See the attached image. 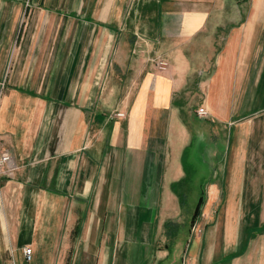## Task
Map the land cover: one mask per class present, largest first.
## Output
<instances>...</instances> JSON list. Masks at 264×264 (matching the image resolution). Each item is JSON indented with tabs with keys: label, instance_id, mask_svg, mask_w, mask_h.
<instances>
[{
	"label": "crops",
	"instance_id": "0c3cea01",
	"mask_svg": "<svg viewBox=\"0 0 264 264\" xmlns=\"http://www.w3.org/2000/svg\"><path fill=\"white\" fill-rule=\"evenodd\" d=\"M3 8L0 264H264V0H49L12 55Z\"/></svg>",
	"mask_w": 264,
	"mask_h": 264
},
{
	"label": "rangeland",
	"instance_id": "374dc122",
	"mask_svg": "<svg viewBox=\"0 0 264 264\" xmlns=\"http://www.w3.org/2000/svg\"><path fill=\"white\" fill-rule=\"evenodd\" d=\"M48 1L49 0H39V1L38 0H0V5L2 7H4L3 12H5V8H8L9 6L10 7H16L17 11H18V12H16V10H15V12H13V10L11 8L12 13L10 15L11 16L10 28H9V31L6 33V39L9 40V49H7V52L10 53V55L18 52V48H17L18 42H19L21 37H24V34H25L29 24L40 20V19H37V17L40 18L41 13L40 14L38 13L39 11L36 10V7L39 4L45 5V6L48 5ZM0 16H1V14H0ZM86 16H89L93 21H98L102 17V15H100V14H90V15H86ZM107 17L109 18L110 15H107ZM122 18H123L122 20L126 21V22H132V21L140 22L141 21V18H138L137 15L135 18H132V17L129 18L127 16V14H123ZM51 19H53V21L55 23L64 21L63 19H61V15H54V14H49V13L43 14L41 21L47 22V21H51ZM65 21L69 23L71 20L66 19ZM83 32H84V36L86 37L88 31L85 29ZM125 32L130 33L129 31H125ZM70 33H71V31L68 32L69 36H70ZM43 36H46V33L44 32V30H42L40 32L39 38H41ZM157 61H161V62L165 63L164 69L166 68V62L159 59L158 57L153 58L154 67H156L155 64ZM156 69H157V67H156ZM7 71L8 70L6 69V73H7ZM158 71H162V70H158ZM199 108H202V107H199ZM217 145L220 146V145H222V143L218 142ZM224 148H225V144H224ZM220 150H222V148H220ZM189 170H190V168L188 167V165H186L185 171L188 173L187 177H188V180H190V181L192 180L190 178H193V179L198 178V177L203 178L205 176V175L198 176V174H189L190 173ZM257 177H258V175H257ZM196 201H197V199L194 201L193 204H187L185 206H181V212L185 216L184 230H186V227H187L188 223L190 222V218H191L192 212L195 208ZM193 223H194V221H191V224L189 227V233H191L190 228H191V225Z\"/></svg>",
	"mask_w": 264,
	"mask_h": 264
},
{
	"label": "built area",
	"instance_id": "2783aa9c",
	"mask_svg": "<svg viewBox=\"0 0 264 264\" xmlns=\"http://www.w3.org/2000/svg\"><path fill=\"white\" fill-rule=\"evenodd\" d=\"M155 65L158 70H164L165 63L157 61ZM195 113L199 118H203L206 115V112L202 108H198ZM115 116L120 118L123 117L121 113H117L115 114ZM15 170L16 166L13 162L12 157L6 151L0 152V181L3 178H11ZM190 231L192 234L199 235L201 233V228L196 223H193L191 225ZM21 253L24 261L26 263L29 262L31 257V250L28 247H23L21 249Z\"/></svg>",
	"mask_w": 264,
	"mask_h": 264
},
{
	"label": "trees",
	"instance_id": "16d2710c",
	"mask_svg": "<svg viewBox=\"0 0 264 264\" xmlns=\"http://www.w3.org/2000/svg\"><path fill=\"white\" fill-rule=\"evenodd\" d=\"M198 207H199L198 205L195 207L192 219L196 216L197 211H198Z\"/></svg>",
	"mask_w": 264,
	"mask_h": 264
}]
</instances>
